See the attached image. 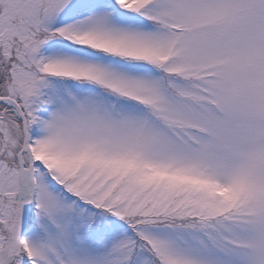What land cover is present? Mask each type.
Instances as JSON below:
<instances>
[{"label":"snow or ice","instance_id":"snow-or-ice-1","mask_svg":"<svg viewBox=\"0 0 264 264\" xmlns=\"http://www.w3.org/2000/svg\"><path fill=\"white\" fill-rule=\"evenodd\" d=\"M0 264H264V0H0Z\"/></svg>","mask_w":264,"mask_h":264}]
</instances>
